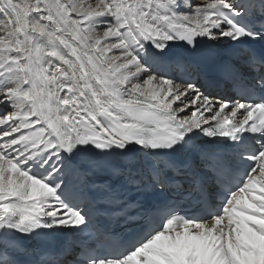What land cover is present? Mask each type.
Returning a JSON list of instances; mask_svg holds the SVG:
<instances>
[{"label":"snow or ice","instance_id":"1","mask_svg":"<svg viewBox=\"0 0 264 264\" xmlns=\"http://www.w3.org/2000/svg\"><path fill=\"white\" fill-rule=\"evenodd\" d=\"M0 264H264V0H0Z\"/></svg>","mask_w":264,"mask_h":264}]
</instances>
